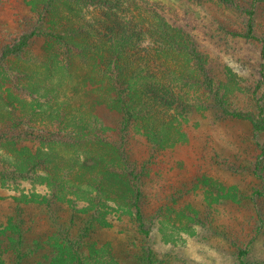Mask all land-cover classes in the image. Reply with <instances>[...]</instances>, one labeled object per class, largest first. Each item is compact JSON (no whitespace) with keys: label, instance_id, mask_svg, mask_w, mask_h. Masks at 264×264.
Returning a JSON list of instances; mask_svg holds the SVG:
<instances>
[{"label":"trees","instance_id":"16d2710c","mask_svg":"<svg viewBox=\"0 0 264 264\" xmlns=\"http://www.w3.org/2000/svg\"><path fill=\"white\" fill-rule=\"evenodd\" d=\"M193 1L223 9L234 3ZM116 2L32 0L31 29L1 51L0 62L21 65L5 72L15 88L8 90L19 96L22 111L15 101L0 106V180L32 179L49 189L47 195L16 199L38 207L43 226L31 214L24 222L11 216L0 224V258L10 256L11 264H92L99 253L118 264L110 246L99 244L93 234L112 228L108 216L114 215L129 218L143 240L150 237L141 208L145 184L170 171L165 164L191 141L185 126L193 113L205 118L211 110L215 122L232 127L247 123L254 137L264 133L261 99L254 112L227 109L228 86L238 85L230 72L226 82L208 74V56L158 13L152 12L158 29L149 19L151 11L139 7L140 13L128 21L116 19L110 10ZM251 2L245 33L234 34L259 41L264 60V37L254 35L252 19L264 0ZM38 41L43 44L35 51ZM43 68L52 69L49 81L37 79ZM45 89L48 100L42 105L37 95ZM173 89L181 91L177 97ZM192 99L195 103L189 104ZM177 162L183 167L182 160ZM171 187L172 200L184 195L182 185ZM66 190L75 193L73 198L65 197ZM239 198L234 195L231 201L239 203ZM80 199L84 206L78 205ZM19 207L21 213L24 206ZM63 207L68 213L64 221ZM156 210L163 217L167 205Z\"/></svg>","mask_w":264,"mask_h":264},{"label":"rangeland","instance_id":"374dc122","mask_svg":"<svg viewBox=\"0 0 264 264\" xmlns=\"http://www.w3.org/2000/svg\"><path fill=\"white\" fill-rule=\"evenodd\" d=\"M31 1L0 0V55L4 47L31 29ZM251 3V0H234L230 9H223L213 3L193 0H117L110 10L116 19L124 22L140 13L139 9L145 13L151 11L149 19L154 29H158L159 19L152 13L155 12L171 27L181 29L183 35L208 56V74L226 82V74L230 72L229 75L239 85L228 86L225 107L254 112L258 99L264 106L261 43L234 34L245 33ZM21 18L24 20L22 24L18 21ZM252 19L254 35L264 37V3L257 7ZM42 44L38 41L35 51ZM155 45L159 48L158 43ZM152 53L156 60L157 49ZM9 66L21 65L15 60L0 62V106L3 107L7 101H15L20 109L22 101L19 96L11 95L8 90L15 89L9 84V72H5L13 69ZM51 74V68H43L37 79L49 81ZM46 91L41 90V95H37L42 105L48 100ZM180 92L173 89V97ZM175 99L170 100L173 106L176 105ZM192 102L195 103L192 99L189 104ZM2 117L6 122L7 118ZM185 130L191 141L183 145L179 153L173 154V158L168 160L169 166L165 164L170 171L166 170L158 178L155 175L152 181L147 180L144 187L147 194L141 208L150 237L143 240L129 218L122 216L118 220L116 216L109 215L112 228L97 230L93 238L99 244L110 246L118 264H264V155L261 156L264 133L254 137L247 123H237L232 127L228 123L215 122L211 110L205 112V118L193 113ZM2 154L0 150V156ZM179 160H182L183 167L179 166ZM65 185L68 189H82ZM180 185L185 189L184 195L174 201L171 186ZM157 187L163 189L160 191ZM230 187L236 188L231 191L228 190ZM48 190L46 184L32 179L6 180L5 184L0 180V224L8 222L11 216L24 222L31 214L40 223L38 226H43V218L36 215L39 208L23 205L16 199L47 195ZM74 194L64 191L65 197L73 198ZM223 194L231 198L239 195L240 202L221 198ZM156 196L158 201L154 199ZM161 203L167 205V210L161 213L163 217L156 210ZM19 204L24 206L22 214ZM78 205L84 206L85 201L81 200ZM66 211V207L60 209L63 221L68 214ZM240 251L245 255L239 256ZM9 257L1 256L0 264H11ZM90 261L92 264H112L105 259L104 253Z\"/></svg>","mask_w":264,"mask_h":264}]
</instances>
